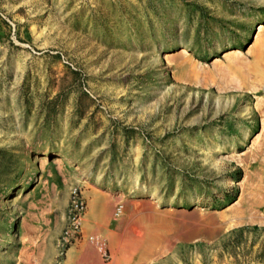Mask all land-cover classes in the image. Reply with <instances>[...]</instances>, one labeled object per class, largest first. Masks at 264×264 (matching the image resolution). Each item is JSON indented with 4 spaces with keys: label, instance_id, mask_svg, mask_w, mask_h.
Listing matches in <instances>:
<instances>
[{
    "label": "rangeland",
    "instance_id": "374dc122",
    "mask_svg": "<svg viewBox=\"0 0 264 264\" xmlns=\"http://www.w3.org/2000/svg\"><path fill=\"white\" fill-rule=\"evenodd\" d=\"M263 121L264 0H0V264L75 185L118 264H264Z\"/></svg>",
    "mask_w": 264,
    "mask_h": 264
},
{
    "label": "crops",
    "instance_id": "0c3cea01",
    "mask_svg": "<svg viewBox=\"0 0 264 264\" xmlns=\"http://www.w3.org/2000/svg\"><path fill=\"white\" fill-rule=\"evenodd\" d=\"M88 194L87 199V210L84 216L83 231L87 236L97 235L104 239L109 238L107 241V248L110 253V259L104 261L98 254L95 247L83 241L82 243L75 244L69 248L66 254L65 264H118V257L112 258L110 246H114L113 236L116 232V225L113 222V208L114 200L106 194L92 193L86 191ZM63 195L65 200L69 199L68 188L64 189ZM68 203V202H67ZM115 216L118 217L117 213ZM119 227V224H118ZM60 235V234H59ZM57 239V238H56ZM51 244L52 254L50 258L44 261H38L36 263L31 262L30 264H53L55 256V241ZM53 242V241H52ZM118 242V238H117ZM17 264H24L23 262H18ZM28 264V263H27Z\"/></svg>",
    "mask_w": 264,
    "mask_h": 264
},
{
    "label": "built area",
    "instance_id": "2783aa9c",
    "mask_svg": "<svg viewBox=\"0 0 264 264\" xmlns=\"http://www.w3.org/2000/svg\"><path fill=\"white\" fill-rule=\"evenodd\" d=\"M87 210V201L81 187L75 185L69 189V199L64 213V226L55 241V256L53 264H65L69 248L86 241L92 244L104 261L110 259L106 239L97 236H87L83 231V220Z\"/></svg>",
    "mask_w": 264,
    "mask_h": 264
},
{
    "label": "bare ground",
    "instance_id": "6f19581e",
    "mask_svg": "<svg viewBox=\"0 0 264 264\" xmlns=\"http://www.w3.org/2000/svg\"><path fill=\"white\" fill-rule=\"evenodd\" d=\"M261 130L262 131H264V121L263 122H261ZM44 160V159H43ZM45 162V161H44ZM249 166L250 167H252L253 169V172L252 173H250V172H247V173H245V176H244V178H243V180L244 181H246V179L247 178H250V177H257V175H260L261 177H263L264 178V167H260V168H258V169H255L254 168V165H253V162H252V160L250 159L249 160ZM260 179H262V178H260ZM121 211L122 210H118L117 212V215H119L120 213H121Z\"/></svg>",
    "mask_w": 264,
    "mask_h": 264
},
{
    "label": "trees",
    "instance_id": "16d2710c",
    "mask_svg": "<svg viewBox=\"0 0 264 264\" xmlns=\"http://www.w3.org/2000/svg\"><path fill=\"white\" fill-rule=\"evenodd\" d=\"M239 174H240V172H238ZM234 198H235V196H232V197H227L226 198V200H227V202H233L234 201ZM254 229L256 228V227H253Z\"/></svg>",
    "mask_w": 264,
    "mask_h": 264
}]
</instances>
